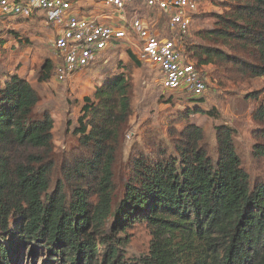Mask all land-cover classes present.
Instances as JSON below:
<instances>
[{
  "label": "trees",
  "instance_id": "1",
  "mask_svg": "<svg viewBox=\"0 0 264 264\" xmlns=\"http://www.w3.org/2000/svg\"><path fill=\"white\" fill-rule=\"evenodd\" d=\"M216 3L213 25L199 42L186 40V60L205 80L207 66L232 81L264 80V0ZM52 72L46 60L37 82ZM129 92L123 74L97 86L73 131L77 148L58 161L54 122L36 114L35 89L16 74L0 82V264L38 252L56 264H264V86L251 95L250 162L262 179H252L231 129L215 128L210 151L203 129L187 123L168 131V146L157 132L132 146L116 197ZM138 224L150 233L149 251L127 259V232Z\"/></svg>",
  "mask_w": 264,
  "mask_h": 264
},
{
  "label": "rangeland",
  "instance_id": "2",
  "mask_svg": "<svg viewBox=\"0 0 264 264\" xmlns=\"http://www.w3.org/2000/svg\"><path fill=\"white\" fill-rule=\"evenodd\" d=\"M216 1L219 0H197V11L192 15L188 31V44L199 42L198 33L213 25L215 21L213 14L221 13ZM137 10L144 19L156 23L157 28L165 32L167 14L144 7ZM133 16L134 14L128 10L124 19L128 22ZM50 37L51 34L43 30L40 24L23 20L7 21L0 17V82L5 77L16 74L26 79L35 89L39 96L36 114L40 116L44 111L54 122L53 142L58 161L64 154L77 148L78 137L74 136L73 131L78 125L77 120L85 104L84 100L86 98L92 100L95 88L104 81L123 74L130 84L132 115L122 134L120 163L122 176L121 181L116 184V197L121 196V184L125 176L123 167L127 163L132 146L142 143V137L152 132H157L159 138L168 146V131L171 128L181 130L187 123L203 129L210 151L213 150L215 142V128L225 126L231 129L234 142L244 155L246 168L252 179L260 175L259 178L262 179V171L256 169L250 162V153L255 143L252 134L257 129L251 117L257 101L251 95L264 86L263 79L232 81L219 69L207 66L202 69L206 75V91L201 97L196 98L197 100L192 101V97L182 91L166 92L161 89L156 69L137 61L138 42L135 37H130L129 44L115 42L110 51L95 65L59 83L53 76L59 60L48 47ZM46 60L53 65L52 76L47 82L38 83L37 73ZM198 102L201 105L196 108L194 104ZM193 109H201L208 115L191 114L187 120L178 116ZM126 240V247L123 249L125 258L138 259L147 255L151 236L143 224L135 225L128 230ZM29 258L25 264H56L46 262L42 252L36 253L33 260Z\"/></svg>",
  "mask_w": 264,
  "mask_h": 264
},
{
  "label": "built area",
  "instance_id": "3",
  "mask_svg": "<svg viewBox=\"0 0 264 264\" xmlns=\"http://www.w3.org/2000/svg\"><path fill=\"white\" fill-rule=\"evenodd\" d=\"M81 2L108 11L86 17L77 8ZM140 7L167 14L165 32L144 19ZM128 10L134 16L127 22ZM196 11L197 0H0L2 19L37 23L51 34L48 47L59 60L53 75L59 83L95 65L115 42L129 44V38L135 37L138 61L156 69L162 90L199 98L206 91V81L183 54Z\"/></svg>",
  "mask_w": 264,
  "mask_h": 264
},
{
  "label": "crops",
  "instance_id": "4",
  "mask_svg": "<svg viewBox=\"0 0 264 264\" xmlns=\"http://www.w3.org/2000/svg\"><path fill=\"white\" fill-rule=\"evenodd\" d=\"M77 8L79 9V12L86 16V17H90V16H102V14L104 13H107L108 10H105V9H100V8H92L90 7V4L89 3H85V2H81L78 4ZM104 22H107V21H104ZM154 23V22H153ZM156 28H157V25L156 23H154ZM158 29V28H157ZM163 32V31H162Z\"/></svg>",
  "mask_w": 264,
  "mask_h": 264
}]
</instances>
